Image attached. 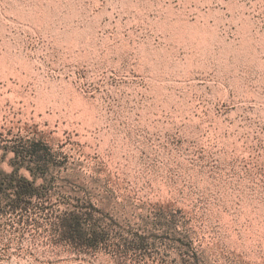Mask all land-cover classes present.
I'll return each instance as SVG.
<instances>
[{
  "label": "rangeland",
  "instance_id": "obj_1",
  "mask_svg": "<svg viewBox=\"0 0 264 264\" xmlns=\"http://www.w3.org/2000/svg\"><path fill=\"white\" fill-rule=\"evenodd\" d=\"M0 264H264V0H0Z\"/></svg>",
  "mask_w": 264,
  "mask_h": 264
},
{
  "label": "trees",
  "instance_id": "obj_2",
  "mask_svg": "<svg viewBox=\"0 0 264 264\" xmlns=\"http://www.w3.org/2000/svg\"><path fill=\"white\" fill-rule=\"evenodd\" d=\"M32 190H34L31 186V183L27 180H21L20 185L16 188V193L20 196H30L32 194Z\"/></svg>",
  "mask_w": 264,
  "mask_h": 264
}]
</instances>
